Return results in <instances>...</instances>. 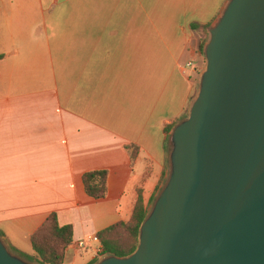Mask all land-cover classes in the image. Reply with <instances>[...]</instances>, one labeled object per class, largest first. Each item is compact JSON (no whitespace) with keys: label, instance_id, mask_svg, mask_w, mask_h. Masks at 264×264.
I'll return each instance as SVG.
<instances>
[{"label":"crops","instance_id":"obj_1","mask_svg":"<svg viewBox=\"0 0 264 264\" xmlns=\"http://www.w3.org/2000/svg\"><path fill=\"white\" fill-rule=\"evenodd\" d=\"M226 1L0 0V234L15 251L32 256L56 214L73 230L64 264H94L100 246L78 243L128 222L139 189L149 207L203 70L192 27ZM94 171L97 201L82 184Z\"/></svg>","mask_w":264,"mask_h":264},{"label":"water","instance_id":"obj_2","mask_svg":"<svg viewBox=\"0 0 264 264\" xmlns=\"http://www.w3.org/2000/svg\"><path fill=\"white\" fill-rule=\"evenodd\" d=\"M163 180L128 256L94 264H264V0H227ZM0 264H39L0 234Z\"/></svg>","mask_w":264,"mask_h":264},{"label":"trees","instance_id":"obj_3","mask_svg":"<svg viewBox=\"0 0 264 264\" xmlns=\"http://www.w3.org/2000/svg\"><path fill=\"white\" fill-rule=\"evenodd\" d=\"M192 28L194 30L202 28V39L198 53L203 56L202 49L206 41L207 27L193 26ZM170 130L171 127L167 130V133ZM125 150L130 157L131 163H133L136 157L135 147L127 146ZM82 184L84 192L89 198L96 201L102 200L107 194V172L94 171L85 173L82 176ZM147 209L148 206L144 204L142 191L139 189L130 220L112 225L97 234L101 246L100 255H114L117 257L130 255L137 246L138 230L146 216ZM72 242V227L59 226L57 215L51 214L41 227L30 236L33 255L27 256L22 253L20 254L39 264H64L66 250Z\"/></svg>","mask_w":264,"mask_h":264},{"label":"built area","instance_id":"obj_4","mask_svg":"<svg viewBox=\"0 0 264 264\" xmlns=\"http://www.w3.org/2000/svg\"><path fill=\"white\" fill-rule=\"evenodd\" d=\"M187 67H189V68L192 67V64L189 63V64L187 65ZM88 242H94V243H96V244H98V245L100 246V243H99L98 237H90V238L86 239L85 241H81V242H79V243H78V248H79V249H83L84 247H86V244H87ZM100 250H101V246H100Z\"/></svg>","mask_w":264,"mask_h":264},{"label":"rangeland","instance_id":"obj_5","mask_svg":"<svg viewBox=\"0 0 264 264\" xmlns=\"http://www.w3.org/2000/svg\"><path fill=\"white\" fill-rule=\"evenodd\" d=\"M202 69L204 68V65H205V61H204V58H203V62H202Z\"/></svg>","mask_w":264,"mask_h":264}]
</instances>
